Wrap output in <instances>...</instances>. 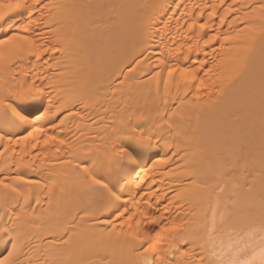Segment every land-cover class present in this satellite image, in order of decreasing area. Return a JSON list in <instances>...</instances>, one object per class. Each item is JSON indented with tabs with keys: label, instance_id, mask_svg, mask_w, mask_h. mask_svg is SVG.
I'll list each match as a JSON object with an SVG mask.
<instances>
[{
	"label": "bare ground",
	"instance_id": "obj_1",
	"mask_svg": "<svg viewBox=\"0 0 264 264\" xmlns=\"http://www.w3.org/2000/svg\"><path fill=\"white\" fill-rule=\"evenodd\" d=\"M262 2L41 0L49 7L34 13L39 23L28 32L27 9L8 14L17 25L14 35L49 49L40 60L25 53L17 58L5 54L0 62V93L19 104L29 118L19 127L0 129L16 138L0 141V179L28 196L27 203L17 197L11 210L0 216V227L9 228L20 216L12 257L17 264H150L152 254L141 251V241L149 237L166 250L172 264H182L188 257L178 249L185 245L162 229L210 213L209 203L197 193L202 182L224 172L232 173L222 186L239 210L259 212L264 198V48L259 33L243 75L223 95L218 86L231 74L233 58L250 43L239 29L245 22L260 23ZM210 4L216 6L215 17L208 15ZM229 4L241 7L229 12ZM248 5L257 7L252 11ZM201 22L207 27L201 29ZM55 47L61 51L52 52ZM184 67L195 70L186 79L179 71ZM170 69H175L171 77ZM200 79L207 87L197 98ZM27 87L43 91L34 92L33 100L16 99L15 93ZM122 116L143 126L137 135L141 130L156 135L153 147L136 162L146 172L135 165L126 167L123 190L118 189L122 199L117 204L127 203V214L164 217L159 225L142 223L136 241L131 239L136 226L130 229L123 218L112 216L115 206L101 215L98 199L83 186L86 169L102 171L103 151ZM32 125L43 131L35 132ZM26 130L32 135L24 140ZM49 136L56 139L48 140ZM193 210L197 216L191 215ZM107 217L110 223H101ZM2 237L0 233V258H5L12 246ZM258 240V233L224 234L215 239L214 251L227 252Z\"/></svg>",
	"mask_w": 264,
	"mask_h": 264
},
{
	"label": "snow or ice",
	"instance_id": "obj_2",
	"mask_svg": "<svg viewBox=\"0 0 264 264\" xmlns=\"http://www.w3.org/2000/svg\"><path fill=\"white\" fill-rule=\"evenodd\" d=\"M223 5V0H221ZM179 8L181 5L176 4ZM47 3H41V0H35L32 3L31 0L27 3H21L20 0H16L15 3L12 0H0V19H3L0 23V62L5 59V54H8L9 58H17V54H34L36 60H40L44 52L49 51L43 45H39L34 41H30L27 36H17L12 33V30L17 27L14 23V18L8 14L14 9H27V14L30 16L28 21L29 27L24 28V32H28L32 24H38L39 21L35 17L34 13L42 12L43 9L48 8ZM212 11L208 13L209 16H217L216 6L209 5ZM229 12L238 11L241 7L237 5L235 8L231 4L226 6ZM250 10L254 11L256 5H248ZM261 9V15L259 17L260 23H248L245 22L244 26L239 29L241 34H246L250 43H246L242 46V51L236 57L233 58V67L231 74L226 80H222V83L218 86V92L220 95L225 93L227 88L232 86V83L239 79L248 65V53L251 51L256 41V33H259V41L264 48V2L259 5ZM247 15V13H246ZM220 24H224L223 18L219 21ZM229 28L232 27L231 23L227 25ZM207 27L206 23L201 22L200 28L204 29ZM37 35H40L37 32ZM7 37V38H5ZM230 39V37H225ZM215 40L213 37L206 43H212ZM23 41V43H21ZM30 46V47H29ZM35 49V53L32 50ZM52 52H59L61 49L55 47L51 49ZM47 63V60L44 61ZM138 62V61H137ZM207 63V61L202 62ZM4 70V65L0 63V73ZM175 69L168 70V76L171 77ZM181 78L186 79L190 71L187 67L181 68ZM208 71H211L209 69ZM208 73L205 72V75ZM158 75V73H157ZM193 79L196 76L193 75ZM35 81H33V84ZM187 87V85H185ZM207 84L205 80H199V87L196 89L197 98H199V92L201 88H206ZM262 90H264V70H262ZM42 88L27 87L22 89L20 92L15 93V97L18 100L26 101L33 100L35 96L33 93H41ZM47 115V112L44 113ZM131 116L120 117L118 124L119 127H113V136L110 137V145L105 147L103 151V157L101 162L102 171H97L94 167L92 169H86L83 186L95 196L99 203L100 208L97 211L103 215L110 211L114 206L116 210L112 212V216H116L119 220L123 218L122 223L128 225L131 229L132 225L136 226L137 231L132 235L131 239L136 241L140 240V226L142 223L151 225H159L160 221L164 219L162 215H150L146 212L129 213L127 203L117 204V201L122 199L118 189L123 190L124 181L122 176L125 172L126 167L135 165L139 168V171L146 172V168L139 166L136 162L140 158V154L153 147L152 141L156 139V135H153L151 131L141 130L137 135V130L142 129L143 126L132 125L128 123ZM166 119V118H165ZM29 120V118L21 110L19 104L14 103L11 100L6 101L4 95L0 93V129L19 127L20 122ZM171 125H169L170 127ZM35 132H42L43 128L32 125ZM27 131V130H26ZM32 135L31 131H27L26 135L21 138L27 140ZM158 135V134H157ZM7 139L11 142L15 137H10L0 132V141ZM55 136H49L48 140H55ZM48 140L44 143L47 144ZM119 141V143H118ZM126 141V142H125ZM59 143L63 144L64 141L60 140ZM3 145H0L2 148ZM32 147H36L34 143ZM218 178L212 181L202 182V189L197 193L201 200L207 201L210 205V213H204L198 216L196 220H185L180 224L173 223L171 227L165 226L162 231L170 234L171 239L176 240L179 243L185 245L184 248L178 249L182 252L187 260H184L182 264H264V198L259 212L254 208H249L245 212H241L238 208V202L232 200L231 196L226 193L225 182L227 179L232 177L231 172H224L223 174H217ZM262 182H264V176H262ZM195 183V179L191 181ZM27 184H35V180H26ZM142 181L137 182V188L140 187ZM238 185L233 184V187ZM200 187V185H197ZM248 190L251 191V186H247ZM23 197L25 203L28 201L27 194L22 191H18V186L6 183V179H0V216L4 215L7 211L11 210V203L17 200V197ZM39 203V201H35ZM151 207V205H149ZM127 214V215H126ZM193 216H197L195 210H193ZM135 217V219H134ZM20 216L16 215V220L13 222V227L7 226L0 227V233L3 234L2 238H9V242L12 246V251L8 252L7 257L0 258V264H17V260L12 259L13 254L16 251L18 239L16 232V222L19 221ZM111 218L107 217L101 221V223H110ZM177 235H171V234ZM245 233L251 235L253 233L259 234V240L255 245L245 244L235 249L230 248L227 252L217 253L214 251L215 239L224 234H240ZM157 236L161 233L157 232ZM65 243L67 241H64ZM142 243L141 251L149 252L152 254V260L150 264H172L167 259L166 250L158 247V245L152 241L149 237L147 242ZM259 247V252H256V247Z\"/></svg>",
	"mask_w": 264,
	"mask_h": 264
}]
</instances>
